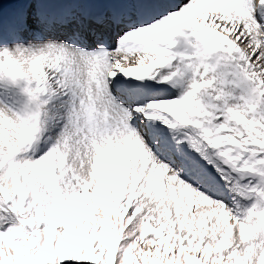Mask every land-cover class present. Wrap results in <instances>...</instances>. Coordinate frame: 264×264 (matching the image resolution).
Here are the masks:
<instances>
[{"label": "snow or ice", "instance_id": "1", "mask_svg": "<svg viewBox=\"0 0 264 264\" xmlns=\"http://www.w3.org/2000/svg\"><path fill=\"white\" fill-rule=\"evenodd\" d=\"M0 264H264V0H0Z\"/></svg>", "mask_w": 264, "mask_h": 264}]
</instances>
